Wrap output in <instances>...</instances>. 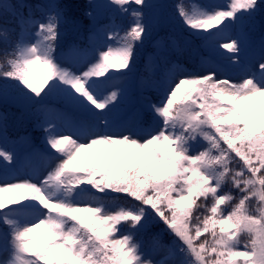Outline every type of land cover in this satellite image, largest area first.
<instances>
[{"label": "snow or ice", "instance_id": "1", "mask_svg": "<svg viewBox=\"0 0 264 264\" xmlns=\"http://www.w3.org/2000/svg\"><path fill=\"white\" fill-rule=\"evenodd\" d=\"M262 5L177 3L206 50L201 70L170 77L167 60L159 75L148 62L141 91L156 101L142 95L139 107L117 112L125 90L114 81L148 34L146 0H108L130 17L123 34L112 20L90 30L88 46L59 52L71 5L0 0V79L35 106L45 145L12 142L29 178L0 180V264H264V34L257 44L228 34ZM214 58L238 77L222 79ZM85 156L90 163H77ZM16 163L0 146V166Z\"/></svg>", "mask_w": 264, "mask_h": 264}, {"label": "rangeland", "instance_id": "2", "mask_svg": "<svg viewBox=\"0 0 264 264\" xmlns=\"http://www.w3.org/2000/svg\"><path fill=\"white\" fill-rule=\"evenodd\" d=\"M33 4L39 5H60L66 8L65 17L60 25V49L69 43H75L81 46L89 45L90 30L96 26L109 23L112 20L118 25H123L126 29L130 17H124L115 11V6H107L108 0H82V13H78L74 9L72 0H30ZM75 1V0H74ZM80 2V0H77ZM7 2V0H6ZM15 2V0H11ZM149 5L145 11V23L148 26V34L144 38L143 44L139 45L133 57L131 70H121L124 74L121 76L117 73V79L114 81L124 88L125 95L122 97L121 103L117 106L116 111H128L139 107L141 104V96H148L153 102L157 99V93L147 90L142 93L141 81L147 77L149 73L145 70L146 63L151 62L158 66L157 75L160 69L165 65V61L169 62L171 71L169 76H176L182 72H195L201 70L202 58L207 57L206 50L202 47L201 40L193 34V30L186 28L176 13V4L181 3L183 6L192 10L196 6L206 7H223L226 0H146ZM91 12L89 17L87 13ZM244 32L253 44H257L261 35L264 34V5H262L251 19L236 24L229 29V35L236 36ZM97 40L106 39L101 35ZM175 41L176 47H173ZM111 43V41H109ZM226 51V50H221ZM218 65L217 74L222 78H230L235 80L239 75V70L229 64L222 58H214ZM39 71V69L37 70ZM115 71V70H113ZM12 81H4L0 79V114L7 118V131L5 136H0V146L7 147L17 153V163L4 170L0 166V180H23L29 178L28 169L30 165L24 159L22 147L13 144L21 136L31 138V143L36 149L43 150L45 145L43 142V132L37 127L39 117L33 113L35 106H26L18 99V93L12 87ZM48 103L55 104V98L50 97ZM91 161L85 156L84 159L77 163L85 164ZM94 191V190H93ZM97 195H100L97 193ZM112 196L118 197V203L125 204L127 202L138 203L132 201L131 197L125 194L112 193ZM158 219V218H157ZM163 225L151 224L149 230L158 231ZM207 235V234H206ZM165 240L169 239L165 234ZM203 239V237L201 238Z\"/></svg>", "mask_w": 264, "mask_h": 264}, {"label": "trees", "instance_id": "3", "mask_svg": "<svg viewBox=\"0 0 264 264\" xmlns=\"http://www.w3.org/2000/svg\"><path fill=\"white\" fill-rule=\"evenodd\" d=\"M31 3H33L32 1H30ZM72 3H73V7L75 10H77L78 13H82L83 9L80 8L81 7V4H82V0H80V2H78L77 0H72ZM0 47H2V45H0ZM2 62V61H0Z\"/></svg>", "mask_w": 264, "mask_h": 264}]
</instances>
